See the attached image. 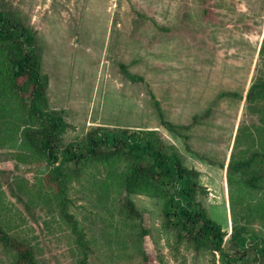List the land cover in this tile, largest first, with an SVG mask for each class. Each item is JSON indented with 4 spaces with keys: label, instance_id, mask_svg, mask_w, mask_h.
I'll use <instances>...</instances> for the list:
<instances>
[{
    "label": "rangeland",
    "instance_id": "374dc122",
    "mask_svg": "<svg viewBox=\"0 0 264 264\" xmlns=\"http://www.w3.org/2000/svg\"><path fill=\"white\" fill-rule=\"evenodd\" d=\"M0 8L37 32L49 107L67 122L61 144L96 125L158 130L199 171L212 218L230 221V250V188L238 219L240 190L247 202L255 195L238 184L251 168L234 173L232 185L228 169L260 144L251 138L260 120L246 99L264 62V0H1ZM122 64L143 79L132 80ZM155 100L165 119L191 124L178 129L188 137L160 122ZM20 141V131L0 129V224L33 245L38 264H213L209 250L178 244L176 231L161 226L165 190L140 181L126 192L118 183L122 164L89 160L66 169L58 193L52 166ZM127 197L141 220L126 215ZM254 227L264 236V221ZM13 261L0 244V264Z\"/></svg>",
    "mask_w": 264,
    "mask_h": 264
},
{
    "label": "trees",
    "instance_id": "16d2710c",
    "mask_svg": "<svg viewBox=\"0 0 264 264\" xmlns=\"http://www.w3.org/2000/svg\"><path fill=\"white\" fill-rule=\"evenodd\" d=\"M37 44V32L30 25L0 8V129L20 131L19 146L47 160L52 166L51 177L58 184V193L66 186V169L71 165L89 160L103 161L110 166L122 164L118 183L126 192H130L133 183L140 181L167 192L161 226L176 231L178 244H186L195 252L209 250L214 256L213 264H264V236L254 227L255 220L264 221V62L246 99L251 113L260 120L251 128V138L253 141L259 138L260 144L257 143L246 158L231 160L228 169L232 185L237 182L234 173L244 174L245 169L251 168V174L242 177L238 184L251 188L255 195L251 202H247L249 199L240 190L242 200L239 199V207L242 208L238 219L234 185L230 188L232 230L230 250H226L228 232L212 218L204 203L203 198L208 196L209 190L200 182L199 171L187 166L177 147L167 142L158 130L96 125L82 138L61 144L60 136L67 122L59 111L49 107L46 94L48 80L42 71V57ZM259 56L264 60V34ZM122 66L132 80L143 79L129 73L125 64ZM222 94L237 95L235 92ZM155 106L160 122L169 131L188 137L178 129L190 128L191 124H174L165 119L158 100H155ZM122 205L127 216L142 219L143 212L132 198L127 197ZM67 214V220L73 221L76 240L82 244L83 235L77 220ZM142 233L149 234V230L143 227ZM0 244L13 253L12 264H38L33 245L11 234L1 224ZM86 257L84 254L83 263Z\"/></svg>",
    "mask_w": 264,
    "mask_h": 264
},
{
    "label": "crops",
    "instance_id": "0c3cea01",
    "mask_svg": "<svg viewBox=\"0 0 264 264\" xmlns=\"http://www.w3.org/2000/svg\"><path fill=\"white\" fill-rule=\"evenodd\" d=\"M230 223V221L227 223V225H223V224H221L222 225V228L224 229V230H226V231H228V228H229V224Z\"/></svg>",
    "mask_w": 264,
    "mask_h": 264
}]
</instances>
